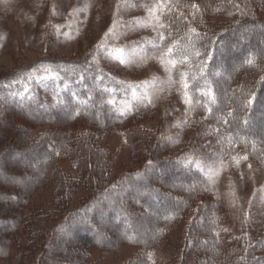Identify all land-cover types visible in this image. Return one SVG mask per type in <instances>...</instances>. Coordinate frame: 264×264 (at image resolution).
I'll use <instances>...</instances> for the list:
<instances>
[{"label":"trees","instance_id":"16d2710c","mask_svg":"<svg viewBox=\"0 0 264 264\" xmlns=\"http://www.w3.org/2000/svg\"><path fill=\"white\" fill-rule=\"evenodd\" d=\"M189 1L152 0L167 8L164 16L166 23H170L171 35L165 29V42L180 41L173 56L180 59L179 53L185 51L189 35L200 53L196 56L189 47L190 54L181 64L188 71L187 91L194 106L209 120L206 134L218 135L224 143V152L247 150L264 163V53L247 48L252 41L245 40L242 32L251 28L256 38L258 29H264V21H247L226 33L212 35L197 26L180 25L179 9ZM217 1L232 15L241 12L233 3ZM191 28L195 33L189 31ZM241 43L245 48L237 49L239 56L255 57V62L241 63L232 73L230 65L236 62L230 61L225 66L221 59L226 57L228 62L229 48L236 49ZM45 64L58 78H44L45 74L36 79L38 73L31 72L29 79V75L15 72L0 80V108L4 112L0 122V264H87L93 249L110 251L124 244L150 251L177 226L189 207L192 217L186 232L187 250L171 264H264L263 229L254 226L255 233L247 238L230 231L222 204L218 199L210 203L211 193L202 190L203 178L192 167L193 163L163 159L154 152V158L146 161L143 169L125 174L115 184H107L100 175L105 169L103 152L92 141L94 128L102 122L137 126L138 108L146 111L151 106L148 101L139 103L134 99V93L141 96L139 87L119 83L86 60L75 63L47 60ZM226 73L230 75L227 79ZM231 75L236 81L229 80ZM208 86L216 97L214 103L202 94ZM40 123L57 126L61 138L47 135L32 138L34 126ZM82 124L89 131L79 135L77 125ZM75 125L77 128H72ZM252 125H257L255 130ZM81 145L90 149V153L78 154ZM64 147L65 153L77 154V167L88 159L86 169L94 174L88 186L95 193L91 201L50 229L49 215L42 216L33 210L32 198L39 187L52 183L58 192L56 207L64 206L74 196L71 192L78 180H62L57 176L59 168L55 161L57 155L58 158L64 155ZM160 171L163 174L159 175ZM169 176L179 183H171ZM127 192L135 197L126 198ZM198 196L205 202L196 203L194 197ZM67 233L72 236L71 242L64 236ZM107 235L113 236L108 239ZM128 264L162 263L144 255Z\"/></svg>","mask_w":264,"mask_h":264},{"label":"rangeland","instance_id":"374dc122","mask_svg":"<svg viewBox=\"0 0 264 264\" xmlns=\"http://www.w3.org/2000/svg\"><path fill=\"white\" fill-rule=\"evenodd\" d=\"M222 1L237 5L241 12L232 15L220 7L217 0H190L189 4L179 9V16L182 17L180 25L197 26L207 33L218 35L247 21H264V0ZM157 4L161 3L152 0H0V80L15 72L26 75L36 72V79H40L46 74V68L51 69L45 64L47 60L62 63L86 60L119 83L129 88L139 87L141 96L134 93V99L139 103L148 101L151 110L138 108L140 114L137 126L102 122L93 130L92 141L104 155L105 169L100 175L108 181L107 184L112 185L125 174L143 169L146 161L154 158V152L157 157L163 156V159L186 161L190 156L194 164L192 167L201 172L202 190L204 193L208 191L213 197L209 196L212 199L210 203L218 199L222 204L227 217L226 226L237 237H252L254 226L264 231V163L251 156L247 150L224 152V143L219 141L218 135L206 134L209 120L203 111L194 106L189 92L183 87L181 73L188 72L186 67L178 63L171 73L166 72L157 59L160 50L153 47V42L158 40L157 32L153 31L152 26L142 24L149 20V9ZM192 5L198 7L193 8ZM166 10L165 5L156 10L164 22H167L164 16ZM110 29L112 32L106 38ZM160 31L165 35V29ZM252 31L251 28L242 31L245 40L252 41L247 48L256 49L262 54L264 29H258L256 38L252 36ZM163 43L167 45L171 42L164 40ZM241 47L245 48L244 43L236 49L228 47L231 50L228 62L224 56L222 58L225 61L221 59L225 66L230 61L236 62L230 65L232 73L241 63H247L250 59L247 55L239 56L237 49ZM113 49L122 50L120 54L125 59L124 64L115 58ZM262 58L264 60V56ZM256 71L259 74V70ZM224 76L227 79L230 75L226 73ZM236 79L231 75L229 80ZM185 91L190 103H185ZM3 118L4 112L0 108V122ZM77 126L79 135L89 131L84 124ZM250 127L255 130L257 125ZM30 135L62 136L57 126L48 123L37 124ZM65 149L67 147L62 148L64 155L59 158L57 155L55 161L59 168L57 176L62 180H78L76 189L71 192L75 193L74 196L64 206L56 207L54 201L58 192L56 184L52 183L39 187L32 198L33 210L42 216L49 215L47 224L50 229L61 223L67 214L91 201L95 193L88 186L92 176L94 178V174L86 169L88 159L79 162L78 168L75 162L77 154L73 149L74 154H67ZM77 153L89 154L90 149L81 145ZM168 179L171 183H179L178 179L171 176ZM127 193L126 198L135 197L131 192ZM195 198L196 203L205 202L199 196ZM190 217L189 207L177 226L150 251H142L128 244L110 251L97 248L88 256L87 264H128L144 255L149 257L150 253L149 259L152 261L171 264L187 250L189 241H186V232ZM99 227L102 229L101 225ZM64 236L69 242L72 241L70 233ZM112 236L107 235V238L111 239ZM47 239L50 243V236Z\"/></svg>","mask_w":264,"mask_h":264},{"label":"snow or ice","instance_id":"6c2138e0","mask_svg":"<svg viewBox=\"0 0 264 264\" xmlns=\"http://www.w3.org/2000/svg\"><path fill=\"white\" fill-rule=\"evenodd\" d=\"M119 8V5L117 6ZM164 7V5L161 4H157L154 8H150L149 9V20L146 22H142L143 26H152L153 31L157 32V36H158V40L153 42V47L158 48L160 50V56L157 57L158 62L165 68L166 72L171 73L172 69L176 68V65L178 63H184L187 58L188 55L190 54L188 49L190 47V51L191 53H194L196 56H199L200 53L198 50L195 49L194 45L192 44V37L189 35L188 36V40L187 43L184 45L185 51L179 53L180 55V59L178 60L175 56H173V51L174 49L177 47V45L180 43L179 40H173L171 43L165 45L163 43V41L165 40V35L163 31H160L161 29H166L169 31V35H171V30H170V23H166L164 21L161 20V16L156 14V10L157 8H162ZM193 8L198 7L197 5H192ZM181 15H183L181 13ZM113 28H115V22L113 24ZM191 33H195V29L191 28L189 30ZM112 32V29L109 30V33H106V38L107 36ZM198 36V34H197ZM98 48L100 47V45L97 46ZM115 58L121 63L124 64L125 63V59L121 56V49H113L112 50ZM131 61H129L130 63ZM255 62V57L250 58L247 63L252 65ZM46 72V76L44 78H49V76L53 77V78H58V74L56 73H52L51 70L49 68L45 69ZM29 79H32V74L29 75L28 77ZM181 80L183 82V87L185 90L188 89L189 84L187 82V73H181ZM169 81L171 82V76H169ZM202 94L204 96L209 97L211 102H215L216 97L213 94L211 87L208 86L205 89L202 90ZM185 103H190V98L187 97V92L185 91ZM149 102H151L149 100ZM209 111H211V109H209ZM186 123V121H185ZM224 123H227V121L225 120ZM245 124H247V121H244ZM179 126V125H177ZM229 140H231V137L228 138ZM243 159H247V157H243ZM192 158L189 156L186 158V163H191ZM198 163V162H197ZM238 163V161H237ZM250 167V165H249ZM215 174L218 175V172H216ZM211 173H210V178H211ZM151 253L149 254V258H151Z\"/></svg>","mask_w":264,"mask_h":264}]
</instances>
